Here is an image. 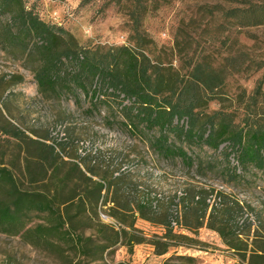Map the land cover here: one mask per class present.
Returning a JSON list of instances; mask_svg holds the SVG:
<instances>
[{"label": "rangeland", "instance_id": "rangeland-1", "mask_svg": "<svg viewBox=\"0 0 264 264\" xmlns=\"http://www.w3.org/2000/svg\"><path fill=\"white\" fill-rule=\"evenodd\" d=\"M250 1L264 3V0ZM26 3L43 21L64 28L79 46L140 47L178 78H185L194 64L209 66L222 78L216 98L207 103L209 114L230 113L235 122H241L261 112L264 26L236 28L219 13L220 8H229L223 0H26ZM31 68L0 51V165L13 173L21 189L52 196L56 205L72 197V204L80 202L84 212L80 215L74 209L70 212L72 232L84 239L90 237L92 242L79 248L55 236L31 243L21 235L0 234V264H247L241 257L261 254L264 175L251 171L246 174L247 183L233 185L227 176L219 174L226 165L220 163L219 153L207 149L196 153L205 163L212 162L215 171L201 176L187 174L179 166L158 159L147 143L130 138L115 126L107 128L104 107L99 112L87 113L88 99L81 94L78 103L72 98L41 97ZM14 130L23 136L17 139L9 135ZM31 140L55 146L63 144L62 152L60 147L56 149L61 160L59 170L50 172L51 166ZM73 163L82 171L85 167L93 170L97 175L92 176L93 181L99 182L101 174L107 180L120 178L118 183H126L124 189L131 199L148 195L153 199L156 193L168 200L175 191L188 185L220 190L244 207L234 222L235 233L244 242L235 251L206 227L193 232L176 229L177 234L197 243L171 247L158 255L148 241L154 235L161 236L163 230L136 219L134 229L139 232L136 236L143 242L133 245L130 251L127 236L110 216L113 207L124 204L121 197L112 189L109 193L103 191L97 200L91 183L72 171ZM229 163L235 165L232 158ZM174 210L172 207L169 213L171 220L176 217ZM43 218L31 215L25 229L47 225ZM124 220L128 225L132 219L126 216ZM221 226L227 228L226 224Z\"/></svg>", "mask_w": 264, "mask_h": 264}, {"label": "trees", "instance_id": "trees-1", "mask_svg": "<svg viewBox=\"0 0 264 264\" xmlns=\"http://www.w3.org/2000/svg\"><path fill=\"white\" fill-rule=\"evenodd\" d=\"M223 3L229 8H220L222 19L236 28L264 26V3L250 0H223ZM0 51L32 67L36 91L41 97L72 98L78 103L81 94L88 99L87 113L99 112V108L104 107L107 128L115 126L130 138L147 143L158 159L179 166L187 174L201 176L215 171L212 162L205 163L196 153V150L207 149L219 153L220 163L226 164L219 174L227 176V181L233 185L247 183L246 174L251 171L264 175V102L259 114L253 113L241 122H235L230 113H207V103L216 98V90L222 84L220 75L209 66L194 64L185 78H178L140 47L79 46L64 28L43 21L33 7H27L26 0H0ZM14 131L7 134L17 139L23 136L18 130ZM31 142L51 166L50 172L59 170L61 160L56 149L63 144ZM230 158L235 165H230ZM72 166V171L91 183L97 200L103 191L109 193L112 189L121 197L124 204L113 207L110 216L127 236L126 246L130 251L133 245L143 242L136 236L139 234L134 229L136 219L163 230L161 236L154 235L148 241L158 255L165 254L171 247H190L197 243L193 238L177 234L176 229L193 232L206 227L235 251L240 250V243L244 242L240 240L241 235L235 233L234 226L244 210L243 205L211 186L188 185L175 191L168 200L156 193L153 199L149 195L131 199L124 189L126 183H118L120 178L107 180L101 174L99 182L93 181L92 176H97L93 170L85 167L82 171L76 163ZM72 200L73 197L62 202L61 210L52 196L21 189L13 173L0 165V234L21 235L31 243L55 236L83 248L92 238L84 239L72 232L71 210L78 215L84 212L81 203L72 204ZM172 207L175 220L169 215ZM31 215H43L47 225L25 229ZM126 216L132 219L128 225L124 220ZM222 224L227 228L222 229ZM262 241L261 254L243 256L241 261L264 264V237Z\"/></svg>", "mask_w": 264, "mask_h": 264}]
</instances>
